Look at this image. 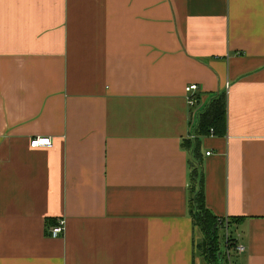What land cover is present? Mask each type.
<instances>
[{"label":"crops","instance_id":"0c3cea01","mask_svg":"<svg viewBox=\"0 0 264 264\" xmlns=\"http://www.w3.org/2000/svg\"><path fill=\"white\" fill-rule=\"evenodd\" d=\"M190 84L199 123L226 109L197 131L206 207L264 264V0H0V264H208Z\"/></svg>","mask_w":264,"mask_h":264},{"label":"trees","instance_id":"16d2710c","mask_svg":"<svg viewBox=\"0 0 264 264\" xmlns=\"http://www.w3.org/2000/svg\"><path fill=\"white\" fill-rule=\"evenodd\" d=\"M222 101L221 99L210 102L201 115L198 132L200 131L203 134L213 129L214 133L218 135L224 134L226 128V109ZM187 147L192 154L191 179L193 180V186L191 191V213L195 227L199 228L202 232V239L197 243L198 250L200 249L204 258L208 260V264H230L226 256H223L220 248V228L222 227L220 219L206 207L204 180L199 168L198 139L188 142Z\"/></svg>","mask_w":264,"mask_h":264},{"label":"built area","instance_id":"2783aa9c","mask_svg":"<svg viewBox=\"0 0 264 264\" xmlns=\"http://www.w3.org/2000/svg\"><path fill=\"white\" fill-rule=\"evenodd\" d=\"M199 89L198 84H190L186 87V96L188 100V105L192 108L194 116L197 118L198 123H194L191 128L190 133V139L196 140L197 138V131H198V124H199V107L200 106V95L197 94V91ZM199 106V107H198ZM213 132L214 130L211 129ZM31 147H40V146H51L52 145V138L49 136H36L31 139L30 141ZM220 223L223 227L224 233H225V256L226 259L229 261L230 264H232V253L233 251H243L245 248L241 244H236L231 240V233H230V221L228 218L220 219ZM66 229V221L65 219L58 220L55 224L49 226V233L53 238H58L64 235Z\"/></svg>","mask_w":264,"mask_h":264},{"label":"rangeland","instance_id":"374dc122","mask_svg":"<svg viewBox=\"0 0 264 264\" xmlns=\"http://www.w3.org/2000/svg\"><path fill=\"white\" fill-rule=\"evenodd\" d=\"M198 230H199V228H198ZM221 234H222V233H221V231H220V239L222 238V237H221ZM200 236H201V235H200ZM198 240H199V238H198ZM219 241H220V240H219ZM220 244H222V243H220ZM223 249H224V248H223ZM232 255H233V253H232ZM231 257H233V256H231Z\"/></svg>","mask_w":264,"mask_h":264}]
</instances>
